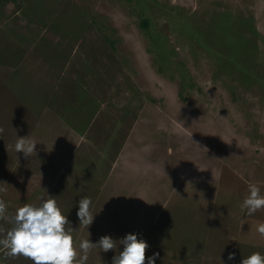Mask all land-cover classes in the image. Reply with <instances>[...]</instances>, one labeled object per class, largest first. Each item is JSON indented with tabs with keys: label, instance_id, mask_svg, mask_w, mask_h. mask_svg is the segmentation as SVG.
I'll list each match as a JSON object with an SVG mask.
<instances>
[{
	"label": "rangeland",
	"instance_id": "obj_1",
	"mask_svg": "<svg viewBox=\"0 0 264 264\" xmlns=\"http://www.w3.org/2000/svg\"><path fill=\"white\" fill-rule=\"evenodd\" d=\"M0 127L6 230L56 198L81 256L128 234L155 264L264 255V210L240 209L249 184L264 195V0H0Z\"/></svg>",
	"mask_w": 264,
	"mask_h": 264
},
{
	"label": "clouds",
	"instance_id": "obj_2",
	"mask_svg": "<svg viewBox=\"0 0 264 264\" xmlns=\"http://www.w3.org/2000/svg\"><path fill=\"white\" fill-rule=\"evenodd\" d=\"M4 128L0 127V139H3ZM36 142L30 137H18L15 143V151L23 153L24 157L30 158L36 155ZM204 150L207 151L205 148ZM213 177L215 179L214 173ZM92 200L84 197L79 200L76 213L80 227L89 228L95 216L91 212ZM7 204L0 199V221L8 220ZM241 211L247 210V215L252 216L257 211L264 210V195L256 184H249L248 195L240 205ZM12 227L5 229L0 226V246L6 251L5 258L23 257L32 261V264H86L93 249H100L107 253L116 250L117 246L123 245V251L113 257L112 264H155L159 253L151 257L146 256L149 249L148 243L138 239L137 235L128 234L121 240H114L110 236H102L97 243L84 239L79 244L83 255L75 246L74 231L67 216L62 214L56 198H49L39 206L24 204L17 209L9 221ZM256 232L264 238V223H258ZM235 253H230L228 260H234ZM241 264H264V255L254 252L244 257Z\"/></svg>",
	"mask_w": 264,
	"mask_h": 264
},
{
	"label": "trees",
	"instance_id": "obj_3",
	"mask_svg": "<svg viewBox=\"0 0 264 264\" xmlns=\"http://www.w3.org/2000/svg\"><path fill=\"white\" fill-rule=\"evenodd\" d=\"M84 134H85V132H82V134H81V135H82V136H84Z\"/></svg>",
	"mask_w": 264,
	"mask_h": 264
}]
</instances>
